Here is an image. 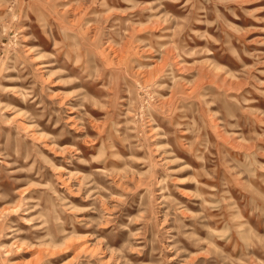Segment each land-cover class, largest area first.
<instances>
[{
  "label": "rangeland",
  "instance_id": "rangeland-1",
  "mask_svg": "<svg viewBox=\"0 0 264 264\" xmlns=\"http://www.w3.org/2000/svg\"><path fill=\"white\" fill-rule=\"evenodd\" d=\"M0 264H264V0H0Z\"/></svg>",
  "mask_w": 264,
  "mask_h": 264
},
{
  "label": "bare ground",
  "instance_id": "bare-ground-1",
  "mask_svg": "<svg viewBox=\"0 0 264 264\" xmlns=\"http://www.w3.org/2000/svg\"><path fill=\"white\" fill-rule=\"evenodd\" d=\"M157 127V126H156ZM157 129V128H156ZM156 129H154V131H156Z\"/></svg>",
  "mask_w": 264,
  "mask_h": 264
}]
</instances>
